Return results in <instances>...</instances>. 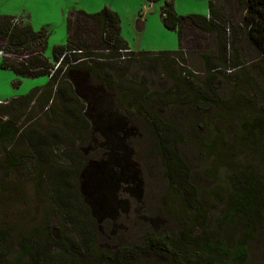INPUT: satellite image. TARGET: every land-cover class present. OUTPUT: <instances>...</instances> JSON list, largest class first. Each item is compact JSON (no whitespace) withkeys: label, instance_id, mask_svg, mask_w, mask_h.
Masks as SVG:
<instances>
[{"label":"rangeland","instance_id":"rangeland-1","mask_svg":"<svg viewBox=\"0 0 264 264\" xmlns=\"http://www.w3.org/2000/svg\"><path fill=\"white\" fill-rule=\"evenodd\" d=\"M166 2H171L180 15L209 16V0H0V16L12 15L22 24H31L36 31L46 29L48 46L45 55L54 63L57 61L53 57L54 47L66 44L68 22L74 21L76 12L97 13L105 7L119 15L121 36L131 50L154 54L181 50L178 31L168 29L163 21ZM231 9L230 16H235L237 8ZM139 18L144 24H139ZM195 33L196 41L190 38L185 43L187 50L194 48L192 51L198 52L193 57L194 64L190 62L189 65L176 55L161 62L154 54L148 58H135L125 50H121L122 56L112 60L84 54L87 65H97L95 77L105 80L102 83L105 97L92 93L98 82L93 83L90 76L75 83L67 70L60 74L58 82L67 78L73 90L88 92L90 102L86 106L92 108L90 114L84 116L88 128L94 124L96 112L108 113L114 108L118 113L123 105L132 115L141 118L143 124L157 123L159 137L167 136L165 141L159 138L146 148L145 136L138 139L137 146L145 150L137 164L144 183V195L134 197L135 205H125L119 216L98 221V227L92 219L73 227L72 234L76 239L84 229L93 227L95 230V244L89 255L92 261L104 253L120 251L121 244H126L123 248L137 255L143 250L145 234L152 232H176L170 236L174 240L170 259L187 254L188 258L200 260L194 247L186 244L187 239H207L211 243L220 235L232 243L245 229L243 215L235 218L238 227L224 222L235 199L230 183L233 176L244 179L242 173L248 169L264 183V126L254 128V123L264 118V62L261 61L264 55L257 50L246 26L237 23L234 28L226 29L224 39H227L226 52L230 62L242 65L207 72V59L202 53L211 50L208 46L212 44L211 36L197 30ZM197 44L201 49H195ZM9 46L7 38L1 36L0 47L7 49ZM10 50L12 52H7L14 58H8V62L16 65L27 53L22 49ZM214 51L216 53L215 47ZM2 60L0 55V106L50 80L47 74L17 75L11 68H3ZM76 74L84 73L77 71L73 75ZM55 93L50 106L31 104L21 118V133L11 143L0 147V226L12 230L14 248H17L21 234L38 232L44 240L53 239L58 234L57 229L63 227L59 195L53 192L54 181L57 178L64 182L65 169L71 167L75 159L73 152H79L80 148L78 144H72L75 131L61 125L64 117L68 121H74V117L65 111L61 95ZM201 95L210 97L216 105L209 103L207 112L190 105ZM95 96L100 100L95 101ZM160 104L169 107V119L165 114L162 119H153V111L157 115H160L159 111L166 112V107ZM61 113L65 114L63 118ZM195 115L199 122L193 124L192 133ZM138 127L143 130L142 125ZM51 129L54 132H50ZM33 132L39 133V137L47 136V141L41 142L42 149L41 145L39 150L33 147ZM185 141L190 143L182 145ZM202 141L210 143V148L203 147ZM198 145L203 147L201 155L197 152ZM164 147L169 149V170L161 151ZM83 178L86 181L85 202L95 211L94 177L88 174ZM63 188L73 199L74 193L68 192L65 186ZM137 207L142 222L133 217ZM147 217L149 221L155 217L159 219L150 221L151 225L141 226L144 221L148 222ZM137 257L146 263L166 261L164 256L158 258L154 253H139ZM250 262L264 264V224L257 229L251 243ZM220 264L228 263L221 260Z\"/></svg>","mask_w":264,"mask_h":264},{"label":"trees","instance_id":"trees-1","mask_svg":"<svg viewBox=\"0 0 264 264\" xmlns=\"http://www.w3.org/2000/svg\"><path fill=\"white\" fill-rule=\"evenodd\" d=\"M232 7L238 10L235 16L229 14ZM163 13H166V16H162L165 26L170 30L178 31L181 42L180 49L185 52L181 50L162 51L154 54L153 52L131 50L121 36L119 15L105 7L97 13L76 12L74 21L68 22L66 44L54 47V60H59L67 51L75 49H81L84 54L102 60L115 59L122 56L120 50H126L131 57L134 56L135 58H148L149 55L154 54L156 60L165 62L169 60V57L176 55L188 65L190 62L194 64L193 57L198 52L192 51L194 48L189 49L190 51L187 50L185 43L190 38L191 41H196L197 34L195 32L197 30L207 33L211 36L209 40H212V44L208 45L211 46V50L202 53L207 59V72L234 69L241 66L242 63L230 62L226 52L228 43L226 42L227 39H224V33L229 26L234 28L237 23L246 26L257 50L264 55V0H209V16L180 15L171 2H166L162 15ZM1 36L6 37L8 46L10 45L7 49L1 47L6 52L7 50L12 52L10 49H14V51L22 49L27 52V56L22 61H17V65L9 63L8 58L2 57L3 68H11L17 75L21 76H37L47 74L46 70L53 67V60L51 61L45 55L48 46L46 29L36 31L31 24H22L14 16L1 15ZM199 47L197 44L195 49H201ZM78 56L73 55V58L76 59ZM68 57V55L65 56L62 67L44 86L36 87L28 94L14 97L4 106H0V147H2L14 141L21 133L20 121L30 105L38 103L45 107L50 106L56 97L55 92H57L62 97V105L65 111L74 117V121H68V118L64 117L65 114L61 113L62 118L64 117L63 120L60 119L61 125L65 128L70 127L75 131V140L72 144H78L80 148L79 152H73L75 159L71 167L65 169V184L61 179L56 178L54 181L53 192L59 195L58 207L63 224V227L61 225L57 229V236L53 239L44 240L38 232L30 235L21 234L17 248H14L11 242L12 230L0 226V264L7 261L12 264H220L221 260L228 264H254L250 262V251L257 229L264 224V183L248 169L242 173L244 179L238 176H233L230 179L232 189L235 192V199L226 214L224 223L238 227L239 222L235 219L236 216L243 215L245 218V229L241 231V236L234 242L229 243L220 235L211 243L207 239H187L186 244L194 247L200 260L188 258L187 254L185 256L174 254L175 256L170 259L169 254L174 241L173 237L170 236L175 235L176 232L170 234L152 232L145 234V243L141 248L143 250L137 253H141V255L154 253L158 258L164 256L166 261L163 263H146L138 260V254L136 255L130 249L127 251L128 248H123L126 244H121L120 251L117 250L113 254L104 253L99 258L96 256L93 261L90 259L89 255H91V250L95 244V230L93 227L84 229L82 234L79 232L80 238L76 239L72 234L73 227L86 219H92L95 227H98L103 220L119 216L125 205H135L134 197L144 195V183L137 169V164L139 157L144 155L142 153L145 150L143 151L137 146L138 139L145 136L146 148L155 140L159 141V138H162V142L165 141L167 136L162 134L159 137L156 130L158 128L157 123L143 124L141 118L132 115L123 105H121L118 113L114 111V108H111L108 113L96 112L95 122L88 128L84 117L85 113L89 112L90 114L92 110L91 107L86 106L90 102L88 92L84 93L80 89L78 91L73 90L66 81L67 78L60 81L61 83L58 82L63 67L70 61ZM85 61L69 67L67 74L69 73V77L75 83L90 76L93 83L98 82L96 91L92 93L94 95L97 93L98 97H105V90L102 85L105 80L95 77L97 76L95 74L97 65L89 66ZM261 61L264 62V56ZM31 68H43V70L33 73ZM77 71L84 74L79 76L77 73L74 76L73 74ZM79 96L88 98V100L83 102ZM94 99L95 101L100 100L97 96ZM209 103L215 104L216 102L210 97L201 95L194 99L190 105H195L200 110L207 112ZM160 105L166 107V112L159 111L160 115H157L153 111L154 113L151 114L153 119H162L164 114L169 119V107L165 104ZM198 122V116H193L192 133H194L195 128L193 124ZM139 124L142 125V131L138 127ZM263 126L264 118H260L254 123V128H262ZM50 132H54V129H51ZM216 132L219 131L216 130ZM33 134L34 140L31 143L33 147L35 146L39 150L41 142L47 141V136L39 137V133L33 132ZM55 134L58 135V133ZM193 135L197 139H201L198 135ZM67 137L69 138V136ZM189 143L185 141L181 144ZM201 144L203 147L210 148V143L202 141ZM203 147L199 145L196 147L200 155L203 154ZM161 151L165 167L169 170V149L164 147ZM88 174L94 177L96 196L95 201L93 200L95 207L94 204L93 207L96 208L95 211L89 207L84 199L86 181L83 177ZM63 186L68 192L74 193L73 199L65 193ZM139 210L137 207L136 211L133 212V217L136 216L140 219L138 217ZM93 214L96 219H94ZM154 219L156 221L159 218L155 217ZM154 219H150V221ZM146 220L148 222L144 221L141 226L147 223L151 225L148 217ZM140 222H142L141 219Z\"/></svg>","mask_w":264,"mask_h":264},{"label":"built area","instance_id":"built-area-1","mask_svg":"<svg viewBox=\"0 0 264 264\" xmlns=\"http://www.w3.org/2000/svg\"><path fill=\"white\" fill-rule=\"evenodd\" d=\"M163 16H166V13H163ZM120 52H121V50H120ZM0 55H1V57H5V58H14V55L12 53L6 52L1 47H0ZM66 55L69 56L70 61L67 64H65V66L63 67V70H62L63 72L66 71L69 67H73L74 65H77L80 62L87 59V57H85V55H84V51L81 49H75L72 51H67L61 58H59V60L54 62L53 67H50L49 69L46 70V73L50 79H52L54 77V75L57 73V71L60 69V67H62L63 60H64ZM73 55H79V56H78V58L74 59ZM26 56L27 55L22 56L19 60L22 61L23 58ZM41 70H43V68H31V71L33 73L39 72Z\"/></svg>","mask_w":264,"mask_h":264},{"label":"crops","instance_id":"crops-1","mask_svg":"<svg viewBox=\"0 0 264 264\" xmlns=\"http://www.w3.org/2000/svg\"><path fill=\"white\" fill-rule=\"evenodd\" d=\"M11 16H12V15H11ZM138 22H139V24H141V25L144 24V20H142L141 18L138 19Z\"/></svg>","mask_w":264,"mask_h":264}]
</instances>
